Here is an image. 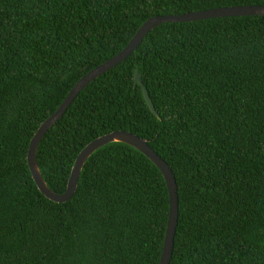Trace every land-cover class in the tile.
<instances>
[{"label":"trees","instance_id":"16d2710c","mask_svg":"<svg viewBox=\"0 0 264 264\" xmlns=\"http://www.w3.org/2000/svg\"><path fill=\"white\" fill-rule=\"evenodd\" d=\"M240 5L264 0H0V264L159 263L169 193L149 158L108 143L57 203L32 178L29 143L147 18ZM136 69L158 117L134 86ZM115 130L147 139L175 175L170 264H264V15L151 30L41 139L47 186L63 193L79 152Z\"/></svg>","mask_w":264,"mask_h":264},{"label":"water","instance_id":"95a60500","mask_svg":"<svg viewBox=\"0 0 264 264\" xmlns=\"http://www.w3.org/2000/svg\"><path fill=\"white\" fill-rule=\"evenodd\" d=\"M246 15H264V5L216 7L201 11L184 13L180 15H154L147 18L138 27L128 44L119 53H117L110 59L104 61L94 69L90 70L74 84V86L70 89L61 105L49 117H47L36 130L29 143L27 151V164L30 169L32 178L40 192L51 201L57 203H63L68 201L76 190L78 179L85 162L96 150L112 142H122L127 145H130L131 147L143 153L147 158H149L161 171L165 179L169 193V216L167 221L163 248L158 264H170L174 249L176 227L178 223L177 183L175 175L168 163L164 159H162L158 155V153L150 146L147 139L139 137L138 135L126 130H115L97 137L96 139L88 143L79 152L78 156L74 161L66 189L63 193L53 192L47 186L39 170L37 162V148L45 133L57 122L58 119L62 117V115L66 112L71 103L77 97V95L90 82L95 80L101 74L105 73L109 69L115 67L116 65L127 59L137 49L139 44L142 42L143 38L158 25L166 22H187L214 17ZM137 84H139L141 87L143 97L150 111L158 117V113L155 110V107L148 95L147 89L142 83L138 69H136L134 73V86H136Z\"/></svg>","mask_w":264,"mask_h":264}]
</instances>
